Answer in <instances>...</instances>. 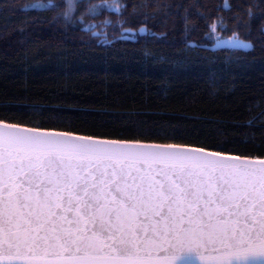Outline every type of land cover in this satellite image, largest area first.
Wrapping results in <instances>:
<instances>
[{
	"label": "trees",
	"instance_id": "16d2710c",
	"mask_svg": "<svg viewBox=\"0 0 264 264\" xmlns=\"http://www.w3.org/2000/svg\"><path fill=\"white\" fill-rule=\"evenodd\" d=\"M0 121L264 159V0H0Z\"/></svg>",
	"mask_w": 264,
	"mask_h": 264
},
{
	"label": "snow or ice",
	"instance_id": "6c2138e0",
	"mask_svg": "<svg viewBox=\"0 0 264 264\" xmlns=\"http://www.w3.org/2000/svg\"><path fill=\"white\" fill-rule=\"evenodd\" d=\"M193 260L264 264V159L0 121V264Z\"/></svg>",
	"mask_w": 264,
	"mask_h": 264
},
{
	"label": "rangeland",
	"instance_id": "374dc122",
	"mask_svg": "<svg viewBox=\"0 0 264 264\" xmlns=\"http://www.w3.org/2000/svg\"><path fill=\"white\" fill-rule=\"evenodd\" d=\"M244 45H250V47H244ZM217 48L219 47H230V48H241V49H250L252 47L251 42H247L242 40L237 36L232 37H220L216 38V45Z\"/></svg>",
	"mask_w": 264,
	"mask_h": 264
},
{
	"label": "water",
	"instance_id": "95a60500",
	"mask_svg": "<svg viewBox=\"0 0 264 264\" xmlns=\"http://www.w3.org/2000/svg\"><path fill=\"white\" fill-rule=\"evenodd\" d=\"M7 124V123H6ZM20 129H32V128H27V127H22V126H19ZM32 130H38V129H32ZM40 132H57V131H45V130H39ZM59 133H65V132H59ZM71 134V133H70ZM73 137H79L80 135H75V134H71ZM86 137V136H85ZM96 139H99V138H96ZM104 140H110V139H104ZM139 144L141 145H144V144H151V143H140L138 142ZM137 142H131V146H136ZM152 145H162V144H152ZM184 148H187V149H199V148H195V147H187V146H183ZM204 151L206 153H211L213 151H209V150H205ZM15 264H20V262H15ZM191 264H199L198 261L196 260H193L191 262Z\"/></svg>",
	"mask_w": 264,
	"mask_h": 264
}]
</instances>
